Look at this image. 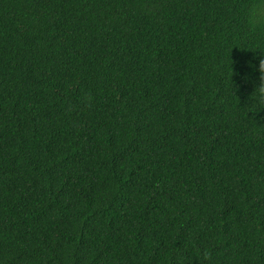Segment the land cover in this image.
Segmentation results:
<instances>
[{
	"label": "trees",
	"instance_id": "obj_1",
	"mask_svg": "<svg viewBox=\"0 0 264 264\" xmlns=\"http://www.w3.org/2000/svg\"><path fill=\"white\" fill-rule=\"evenodd\" d=\"M261 54L264 0H0V264H264Z\"/></svg>",
	"mask_w": 264,
	"mask_h": 264
},
{
	"label": "clouds",
	"instance_id": "obj_2",
	"mask_svg": "<svg viewBox=\"0 0 264 264\" xmlns=\"http://www.w3.org/2000/svg\"><path fill=\"white\" fill-rule=\"evenodd\" d=\"M259 56L261 58L259 59L258 64L252 65L250 63L249 67L252 69L253 72L258 73V82L255 83V95L253 99L259 104H264V54H261ZM242 80L246 82L248 80V74H244Z\"/></svg>",
	"mask_w": 264,
	"mask_h": 264
}]
</instances>
